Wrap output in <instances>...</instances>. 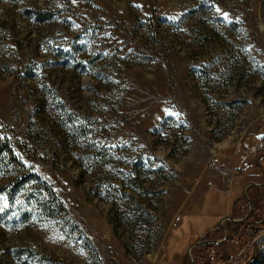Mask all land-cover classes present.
<instances>
[{
    "label": "rangeland",
    "instance_id": "1",
    "mask_svg": "<svg viewBox=\"0 0 264 264\" xmlns=\"http://www.w3.org/2000/svg\"><path fill=\"white\" fill-rule=\"evenodd\" d=\"M262 128L264 0H0V264H264Z\"/></svg>",
    "mask_w": 264,
    "mask_h": 264
},
{
    "label": "trees",
    "instance_id": "2",
    "mask_svg": "<svg viewBox=\"0 0 264 264\" xmlns=\"http://www.w3.org/2000/svg\"><path fill=\"white\" fill-rule=\"evenodd\" d=\"M264 135V134H263ZM11 144H3V143H1L0 144V152H2L3 150H6V151H12V149H14V147L16 146V145H18V146H21L22 147V145H20V143L18 142V141H16V140H11ZM262 146H264V136L263 137H261V138H259V143L256 145V151H255V154H257L256 152L257 151H259V149L260 148H262ZM23 148V147H22ZM258 193V192H257ZM229 221V220H228ZM231 222V226L233 225V226H238L241 222H232V221H230ZM211 228V227H210Z\"/></svg>",
    "mask_w": 264,
    "mask_h": 264
},
{
    "label": "crops",
    "instance_id": "3",
    "mask_svg": "<svg viewBox=\"0 0 264 264\" xmlns=\"http://www.w3.org/2000/svg\"><path fill=\"white\" fill-rule=\"evenodd\" d=\"M264 128H262V129H257L252 135H253V138H255L256 139V141H257V143H259V138H261V137H263L264 135ZM244 145L246 146L247 144H246V142H244ZM251 146H249V148H250ZM237 168H239V166L238 167H235V169L236 170H238ZM235 170V171H236Z\"/></svg>",
    "mask_w": 264,
    "mask_h": 264
},
{
    "label": "water",
    "instance_id": "4",
    "mask_svg": "<svg viewBox=\"0 0 264 264\" xmlns=\"http://www.w3.org/2000/svg\"><path fill=\"white\" fill-rule=\"evenodd\" d=\"M249 184H252V183H249ZM248 184V185H249ZM253 184H255V183H253ZM256 185V184H255ZM245 194V193H244ZM249 201V200H248ZM250 203V202H249ZM222 220H232V221H237V220H235V219H233L232 217H228V216H226V217H224ZM209 242H212V243H219V241H215V240H206V241H197V242H195L192 246H196V245H198V244H205V243H209Z\"/></svg>",
    "mask_w": 264,
    "mask_h": 264
},
{
    "label": "built area",
    "instance_id": "5",
    "mask_svg": "<svg viewBox=\"0 0 264 264\" xmlns=\"http://www.w3.org/2000/svg\"><path fill=\"white\" fill-rule=\"evenodd\" d=\"M175 220H176L177 222H179V221H180V217H179V216H176V217H175Z\"/></svg>",
    "mask_w": 264,
    "mask_h": 264
}]
</instances>
